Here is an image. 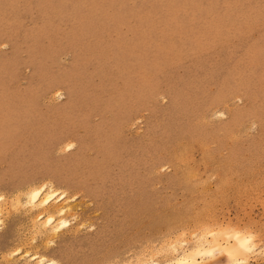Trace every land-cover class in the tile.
Returning a JSON list of instances; mask_svg holds the SVG:
<instances>
[{"label":"rangeland","instance_id":"obj_1","mask_svg":"<svg viewBox=\"0 0 264 264\" xmlns=\"http://www.w3.org/2000/svg\"><path fill=\"white\" fill-rule=\"evenodd\" d=\"M45 182L78 214L25 249L57 264L163 261L200 222L264 264V0H0V195ZM5 207L0 264H37Z\"/></svg>","mask_w":264,"mask_h":264},{"label":"bare ground","instance_id":"obj_2","mask_svg":"<svg viewBox=\"0 0 264 264\" xmlns=\"http://www.w3.org/2000/svg\"><path fill=\"white\" fill-rule=\"evenodd\" d=\"M207 106L209 107L210 104H207L205 107ZM189 135L191 134L189 133L188 136ZM198 142L200 143V141ZM69 146L72 147V144H70ZM180 174L183 177L194 175L192 170H187L185 173ZM4 198L5 197L3 195H0L1 216L3 215L2 213L6 208L5 205H7V203L26 207L25 211H29L31 209L34 211L32 220L30 222L32 223L30 228L33 229L31 230L35 231L33 232L34 235L32 234L33 236L32 238L30 237L31 239H26L21 247L18 246L19 248H17L14 253L18 254L21 258H24L23 260L26 259V261H32L33 263L36 262L37 264H57V261H54L53 259H47L38 251L34 252L31 249L34 253H30L31 250H28V248L25 249V245L33 244L32 246L36 248L48 247L47 242L52 240L50 238L56 237L59 229L67 224L68 217L66 216L65 218L64 215L76 216L78 214L76 205L70 203L71 196L67 195L65 191L59 193L51 183L45 182V184L43 183L41 185L31 183L29 184V186L14 191V193H12V196L8 197L9 200H5ZM62 214H64L63 217H61ZM200 223L201 224L198 227H200L199 230H201V233H196L199 236L197 235L198 237L195 241L196 243L194 242L195 244L192 243V246L184 247L179 251H175V256L168 257L163 261L151 259L150 261H148V264H203V258L214 252L224 253L223 264H245L248 254L257 252V246L255 244L253 235L244 234L240 232V230L229 231L228 229L226 230L222 228L217 230L211 228V225L207 223ZM172 246H174V244Z\"/></svg>","mask_w":264,"mask_h":264}]
</instances>
